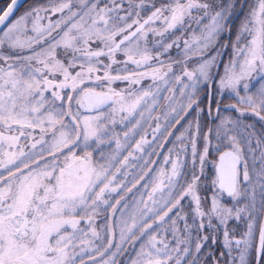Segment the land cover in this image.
<instances>
[{
	"label": "snow or ice",
	"instance_id": "1",
	"mask_svg": "<svg viewBox=\"0 0 264 264\" xmlns=\"http://www.w3.org/2000/svg\"><path fill=\"white\" fill-rule=\"evenodd\" d=\"M0 264H264V0H2Z\"/></svg>",
	"mask_w": 264,
	"mask_h": 264
},
{
	"label": "flooded vegetation",
	"instance_id": "2",
	"mask_svg": "<svg viewBox=\"0 0 264 264\" xmlns=\"http://www.w3.org/2000/svg\"><path fill=\"white\" fill-rule=\"evenodd\" d=\"M0 2H2V0H0ZM33 3V4H36V3H42L43 0H27L26 2H24L21 6H23L24 4H27V3Z\"/></svg>",
	"mask_w": 264,
	"mask_h": 264
},
{
	"label": "water",
	"instance_id": "3",
	"mask_svg": "<svg viewBox=\"0 0 264 264\" xmlns=\"http://www.w3.org/2000/svg\"><path fill=\"white\" fill-rule=\"evenodd\" d=\"M26 0H20V2H21V5L25 2Z\"/></svg>",
	"mask_w": 264,
	"mask_h": 264
},
{
	"label": "rangeland",
	"instance_id": "4",
	"mask_svg": "<svg viewBox=\"0 0 264 264\" xmlns=\"http://www.w3.org/2000/svg\"><path fill=\"white\" fill-rule=\"evenodd\" d=\"M208 167L211 168V164L210 163H209Z\"/></svg>",
	"mask_w": 264,
	"mask_h": 264
}]
</instances>
